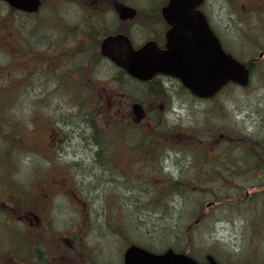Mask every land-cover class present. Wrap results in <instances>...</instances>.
Returning a JSON list of instances; mask_svg holds the SVG:
<instances>
[{
    "label": "flooded vegetation",
    "instance_id": "1",
    "mask_svg": "<svg viewBox=\"0 0 264 264\" xmlns=\"http://www.w3.org/2000/svg\"><path fill=\"white\" fill-rule=\"evenodd\" d=\"M259 2L243 3V15L255 11L262 21L264 5ZM0 3L5 8L2 22L5 32H0V46H4L11 61L8 63L19 64L17 71L21 74V79L15 80L6 76L7 90L12 92L25 83L30 84L27 80L35 73V100L41 106L52 105L49 112L40 108L34 114L33 134H30L34 144L23 145L26 144L24 137L27 138V134H23L27 132L25 126L18 123L12 130L23 140L18 147L35 153L34 178L20 184L28 186L29 190L35 188L36 192L35 195L29 192L28 200L23 196L26 192L21 194L16 190L8 196L17 213L22 208L25 210L17 218L9 213L7 226L13 230L19 226L24 229L22 237L28 240L27 246L34 244L30 251L34 250L36 260L42 262L45 258L53 264H106L101 247L104 241L99 239L95 244L89 239L93 227L101 235L98 222L90 225L94 206L91 205V212L88 209L92 201H97L91 194L97 185L81 170L82 162L83 166L92 160L86 154H76L78 142L93 149L102 168L97 171L98 175L108 181L107 195L112 196L114 202L113 205L111 202L113 208L107 211L108 227L118 236V246L129 237L124 242L126 247L137 243L153 248L128 234L129 221L124 223V218L130 206L124 200L137 199L140 185L156 184L155 180L160 190L156 196L173 202L177 212L189 215L184 225L187 239L192 242L194 239L198 246H218L214 235L221 228H230V178L235 177L230 171L235 165L239 167L234 158L230 159V152L239 143L245 145L241 152H254L253 166L259 177L264 169V127L254 129L256 125H252V129L233 130L229 122L214 126L211 122L206 127L188 128L192 126L185 124L183 118L187 119L184 112L190 113L192 102L219 100L218 96L228 85L212 97H198L179 77L157 73L143 81L102 52L105 38L119 33L127 35L136 49L148 41L167 49L168 34L174 27L163 15V7L169 0H141V3L137 0H39L35 11L17 8L6 0ZM224 3L230 7V0ZM125 6L136 9L133 17H122L121 9ZM198 8L225 51L249 67V84L239 87L249 88L255 74L261 78L257 84L264 87V33H245L246 36L232 33L230 14L220 19L212 0H204ZM137 101L144 106L145 116L141 120L133 110ZM92 102L100 103L99 112L96 109L91 112ZM254 120L259 121L258 126L262 125L264 114ZM93 133L94 146H91L89 137ZM249 136L255 138L249 140ZM160 174L165 180L159 179ZM255 191L261 192L260 186ZM249 192H246L247 197ZM30 199H35V208L26 209L30 207ZM60 200L71 202L70 211L65 209L67 219L62 222L63 226L56 222V215L63 213ZM4 205L10 210L6 199ZM240 218L233 233L249 228ZM206 220L210 224L214 221L215 227L210 233L198 228L202 222L207 227ZM251 228L254 230L248 234L247 243L254 244V249L245 253L246 245L239 244L245 236L239 240L236 237L237 241L230 237L235 242L232 254L242 260L250 259L253 264H264V219L259 222L256 219ZM44 232L55 233L56 241L43 240ZM124 233L128 236L123 237ZM203 237L205 244L202 245ZM122 247L118 264L124 261ZM206 255L199 259H205ZM10 257L19 262L14 258L16 254L11 253ZM22 258L20 262L26 261L25 256ZM0 263L5 264V260L0 259Z\"/></svg>",
    "mask_w": 264,
    "mask_h": 264
},
{
    "label": "rangeland",
    "instance_id": "2",
    "mask_svg": "<svg viewBox=\"0 0 264 264\" xmlns=\"http://www.w3.org/2000/svg\"><path fill=\"white\" fill-rule=\"evenodd\" d=\"M212 1L214 3V11H216L218 8L220 19H225L226 17H229L228 14H230V31H232V33H236L237 35L242 34L244 36H246L245 33H264V15H262V21L258 20V12L255 11L254 13H251L249 15H243L244 12L242 11V4L249 2L250 0H230V7L229 5L224 3L225 0ZM258 1H261L259 3H263L264 5V0ZM137 2L141 3V0H137ZM4 13L5 8L3 4L0 3L1 33L5 32L2 24ZM215 16L216 12L214 13L213 17ZM3 47L4 46H0V114L6 116V120L3 122V128L4 130H7L9 128L11 131L12 128L18 123L25 126L27 132L23 134H27V138L24 137L26 144L23 145H31V142L34 144V138L30 136L31 133L33 134V124L36 118L34 114L38 113L40 108H42V111L44 112H49V109L52 108V105L41 106L38 103V100H35V96L33 93L35 84L34 81L36 79L34 78L35 73L31 74L30 78L27 80L30 81V84L25 83L21 87L14 89V91L12 92H9L7 90V87L4 84L6 76L11 77L15 80L17 78L21 79V74L19 73V71H17V68L19 66L18 63H8L11 61L5 54ZM252 50H254V48H252ZM242 57H244L243 54ZM259 82H261V78L259 74H255V76L253 77V83L249 88L243 90L242 88H238L233 85L229 88H226V90H224V92H222L218 96L219 100H205L198 103L192 102L193 108L189 114L184 112V117L187 119L184 120L183 118V122H185V124L189 126H192L188 128H194V126L206 127L211 122L212 126L223 122H229L230 129L233 130H241L242 128L252 129L251 122L254 121L255 118H258V114H264V87L257 84ZM90 104L91 112H93L94 109H96V112L100 111V103L92 102ZM254 112L257 113V115L253 114ZM252 114L255 116H253ZM172 122L175 121L172 120ZM257 122L259 121L256 120V122L253 123L254 125H256V128L254 129H263L264 120L262 121V125L260 123V126H258L259 123L257 124ZM243 125L248 126L244 127ZM3 132L4 131L2 130L0 132V259L5 260V264H33V261L31 262L28 260H23L20 263H14V261L12 260L13 258L10 257L11 253L17 254L18 252H20L24 247L27 246V243H22V241H20L21 236L24 233V229L22 227L19 226L13 230L9 226H7V215H9L10 213L12 216H15L17 218L19 214L23 213L25 208H22L20 213H17L15 209L16 206L13 208V206H11L13 204L12 201H9V199H7L8 193L7 190H5L4 193V188L9 187L13 189L14 192L16 190L21 194L26 192L23 196L27 200L30 197L29 192L32 195H35V188H31L29 190L28 186H23L20 183L32 181V177L34 176L33 164L37 159L34 152H29L27 149L19 148L17 146L16 148L10 147V143L13 138H11L9 135H5ZM11 134L12 136L15 135L13 131H11ZM134 134L137 135L138 133L135 132ZM21 141H14L13 139L14 143H18L17 145H19ZM6 150H12L10 152H12L13 154V167H8V164L4 161L6 160L4 158L8 157L5 155ZM254 151L259 153V150L255 149ZM242 153L243 152L241 151H231L230 159L234 158L236 161L243 159ZM3 156L4 158H2ZM7 161H9V159ZM262 172L263 174L260 173V176L258 177L259 174L256 173L254 175H251L252 172L249 169H239V171H235L233 169V172L230 171V173L235 175V177L230 178V195L236 192L235 189H237L238 191L240 185L244 184L245 186L246 184L249 187L256 186L257 188L260 186L261 191H263L261 198L264 199V171ZM159 176V179L165 180V177L163 175L161 176L160 174ZM249 176L250 178L248 179ZM155 183L157 185L159 184L156 180ZM156 184L142 183L140 185V190L138 191V200H124L130 206L128 212H125L126 217L124 218V223L129 221L128 228L130 230L128 234L132 236V239L135 238L139 242H147L149 243V245L155 247L156 250L166 249L168 244L170 243V245L175 249L184 251L188 250L190 253L195 252L200 258H203L206 253L214 251L213 253L215 255L217 254L221 259L226 261H230V256L236 255L232 254V244H234L235 242L230 240V237H233L237 241V238L239 240L245 236V238H243L239 243L240 246L243 247L246 245L245 248H243V252L244 249L245 253L246 251H248L249 253L254 249V244H252L251 242L247 243V236L251 232V230H254L253 228H251V226L255 225L256 222L257 215L255 211L257 210V204H251L250 201L244 202V199H242L243 204L240 205H246L247 209H234L233 206H231L230 208L232 212L243 217L244 223L249 228L241 230L239 233H233L236 228L235 224L239 223L238 218L235 217L234 219L237 220L236 223L230 222V228H221L220 231L214 235L213 238L215 242L217 241L216 243H218L215 245L218 246H198L199 243L195 242L194 239L193 242L190 239H187L188 234L185 230L184 225L185 221L189 219V215L187 213H184L183 211L177 212V209H174L171 204L173 202L164 200L163 198L156 196V193L160 191ZM26 187L28 188V190H26ZM142 188H149V190H141ZM244 191L245 189L242 190L239 196H243ZM254 191L255 190L251 192L253 193ZM5 199L10 203V210H8L7 205H4ZM111 199L112 196L106 195L103 199V202L97 200L96 202L92 201V203L89 204L88 209H90V212L91 205L94 206L91 213V219L93 223L90 219V225H96V223L98 222L101 230L100 235L99 232H97L96 227H93L92 231L90 232L89 239L91 243L95 244L99 241V239L104 241L102 242V246L100 245L102 247V253L106 257V260L103 261V263L109 264V262L111 261L110 264H118L121 254V246L123 245L122 252H124V249L126 247L124 245V242H126L129 237H126L124 242L122 240L121 245L118 246L119 241L116 242V239H119L118 236L112 233L108 227L109 216L107 215V211L109 208H113L112 205L114 204ZM15 202H17V200H15ZM28 203L30 207H27L26 209H33L32 207L35 208V199H30ZM57 204L58 201H56L55 205ZM59 204L63 209V213H58V215H56V222L59 225L63 226L62 222L67 219V212H65V209L68 208L70 211L71 202L67 200H60ZM155 204H157L158 206H155ZM136 207H138L139 211L136 210ZM142 211H144L145 213ZM259 213L264 218V203L260 204ZM96 217H98V221ZM232 217L233 216L230 215V218ZM202 223H199L198 228H200L204 232L210 233L215 227L213 220L211 221V224L209 220H206V222H204L205 226L207 227H204ZM86 224L88 225V220L86 221ZM103 231H105L106 233L104 234ZM128 234L124 233L123 237L128 236ZM55 237V233L44 232L43 240L47 239L48 241H56ZM174 237L176 238V240L174 239ZM205 238H208L207 234ZM202 239L203 243L201 244L203 245L205 244L204 237ZM22 244L24 246H22ZM262 251H264V248L262 249ZM248 253L246 255H249ZM8 259H11V261H8ZM241 260V257L236 259L237 262ZM245 261L248 264L252 263L250 259H247Z\"/></svg>",
    "mask_w": 264,
    "mask_h": 264
},
{
    "label": "water",
    "instance_id": "3",
    "mask_svg": "<svg viewBox=\"0 0 264 264\" xmlns=\"http://www.w3.org/2000/svg\"><path fill=\"white\" fill-rule=\"evenodd\" d=\"M11 5L35 11L39 0H6ZM204 0H169L163 15L174 25L169 32L167 49H160L148 41L138 49L125 34L109 35L102 44V52L132 76L150 80L157 73L179 77L191 93L198 97H212L228 82L247 86L249 67L226 52L210 29L203 12L198 8ZM135 8L125 6L122 17L135 15ZM133 110L138 120L145 116L142 103L136 102ZM123 264H222L208 255L201 263L192 256L172 248L158 253L140 245L131 244L124 252Z\"/></svg>",
    "mask_w": 264,
    "mask_h": 264
},
{
    "label": "trees",
    "instance_id": "4",
    "mask_svg": "<svg viewBox=\"0 0 264 264\" xmlns=\"http://www.w3.org/2000/svg\"><path fill=\"white\" fill-rule=\"evenodd\" d=\"M253 114H255V115H257V113H253ZM252 114V115H253ZM255 115H253V116H255ZM258 115H260V114H258ZM6 120V116H4V115H2V114H0V132H1V130L2 131H4V129H3V122ZM252 121V120H251ZM256 120H254V121H252L251 123H252V125H254L253 123L255 122ZM13 130H14V128H12ZM5 132H6V135H9L11 138H13L14 139V141H18L20 138H18V132H16L15 133V135H13L12 136V134H11V131H10V129L8 128L7 130H5ZM7 133H9V134H7ZM94 135V133L91 135V137H89L90 139V145L92 146H94V143H93V141H92V136ZM250 138L253 140L255 137H253V136H249L248 137V139L250 140ZM13 139H12V141H11V145H10V147H14V148H16V146L18 147V143H14L13 142ZM86 139H88V138H85V140ZM75 146H76V148H78L77 150H78V152H76V154L77 153H80V154H86L89 158H91V163H90V167L88 168V169H86V170H84L85 171V175H87V176H90V177H97L98 175V170H101L102 168H101V166L99 165V163L97 162V160L95 159V155H94V152H93V149L91 148H89L88 146H83L82 144H81V142H78V143H76L75 144ZM237 148H239V149H237ZM242 148H245V145L243 144V143H239L238 144V146H235V150L234 151H241V150H243ZM10 151H12V150H6L5 151V155L6 156H8L7 158H4V156L2 157V158H4V159H6V160H4L7 164H8V167L9 166H12L13 165V163H14V161H13V154H12V152H10ZM243 154V159H240V160H238L237 161V164L239 165V167L238 168H236L237 167V165H235V168H233L235 171H239V169H249V170H251V175H254L255 174V170H256V167H254L253 165V161L255 160V158H254V156H256V154L254 153V152H251V153H249V152H243L242 153ZM258 156V155H257ZM9 159V161H7ZM241 165H246V167H242ZM13 167V166H12ZM254 167V168H253ZM231 169V168H230ZM233 170H231V172H232ZM262 171H264V169H262ZM100 176V175H99ZM250 178V176L248 177V179ZM98 186H99V184H97ZM236 186H238V185H236ZM232 187V186H231ZM251 187V186H250ZM249 186H247L246 185V188L248 189V188H250ZM253 187H255V186H252L251 188L253 189ZM243 188H244V184H242V185H240V187L238 188L239 190H243ZM253 190H255V189H253ZM261 193V194H260ZM263 194V191H261V192H254V193H252V201H253V203H255V204H257V210L255 211V213H256V215H258V218H257V220H258V222L260 221V220H263L264 218H263V216H261L260 215V213H259V209H260V204L261 203H264V199H262L261 198V195ZM242 198V197H241ZM262 200H261V199ZM237 207L238 208H240V209H244L246 206H242V205H237ZM258 207H259V209H258ZM5 211V210H4ZM22 233V232H21ZM20 241H22V243H29L28 242V240L27 239H24L22 236H21V239H20ZM31 243L28 245V246H26L22 251H20V253L18 252L17 254H16V257H14V258H16L17 260H19V262H14V263H20V258L21 259H24V258H22V257H24L25 256V258H26V261L28 260V261H33V264H53L52 262H50V261H48L47 259H45L44 258V260L42 261V262H39V261H37L36 260V258H37V256H35V253H33V251L34 250H31L30 251V247H31ZM22 246H24L23 244H22ZM32 246H34V244L32 245ZM20 255L22 256V257H20ZM22 261V260H21ZM1 264V263H0Z\"/></svg>",
    "mask_w": 264,
    "mask_h": 264
},
{
    "label": "bare ground",
    "instance_id": "5",
    "mask_svg": "<svg viewBox=\"0 0 264 264\" xmlns=\"http://www.w3.org/2000/svg\"><path fill=\"white\" fill-rule=\"evenodd\" d=\"M84 162H82L81 165V170H86L90 167V163L84 164L82 166ZM85 172V171H84ZM98 175V174H97ZM91 181L94 184H99V186L97 185V187L94 190H91V194L92 196L96 199V200H100L103 202L104 197L108 194V181L103 177V176H97V177H91ZM139 198L135 199L138 200ZM134 200V199H133Z\"/></svg>",
    "mask_w": 264,
    "mask_h": 264
}]
</instances>
